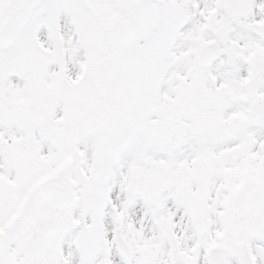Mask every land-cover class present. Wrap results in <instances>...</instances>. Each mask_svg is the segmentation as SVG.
<instances>
[{
  "label": "snow or ice",
  "instance_id": "6c2138e0",
  "mask_svg": "<svg viewBox=\"0 0 264 264\" xmlns=\"http://www.w3.org/2000/svg\"><path fill=\"white\" fill-rule=\"evenodd\" d=\"M0 264H264V0H0Z\"/></svg>",
  "mask_w": 264,
  "mask_h": 264
}]
</instances>
